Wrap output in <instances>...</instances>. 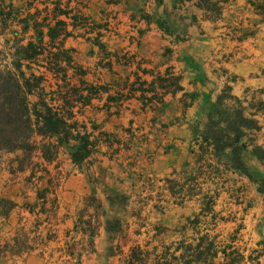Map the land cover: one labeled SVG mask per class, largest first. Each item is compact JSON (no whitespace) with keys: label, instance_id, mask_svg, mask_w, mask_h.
Here are the masks:
<instances>
[{"label":"crops","instance_id":"crops-1","mask_svg":"<svg viewBox=\"0 0 264 264\" xmlns=\"http://www.w3.org/2000/svg\"><path fill=\"white\" fill-rule=\"evenodd\" d=\"M50 3L0 0V48L13 55L17 48L38 47L39 53L25 61L29 75L24 79H42L28 102L41 96L73 124L67 148L82 137L92 148L83 161L86 169L72 163L62 147L49 161L39 151L41 164L55 168L56 177L59 171L65 176L57 189L56 241L118 243V237L107 242L102 217H96L95 227L85 226L83 216L97 212L87 201L95 198L103 205L112 188L144 197L143 180L152 177L163 185L153 194L165 208L152 213L153 223L168 229L169 238L140 241L130 249L127 263L134 264L136 251V264H234L227 254L231 251L240 255L241 264H264V0ZM7 9H22L26 24L19 33ZM83 19L87 24L79 26ZM0 69L14 70L11 62ZM226 87L254 124L237 140L243 172L225 166L211 145L192 146L194 129L208 121L211 103ZM146 100L155 103L149 107ZM50 138L38 145L54 146L59 137ZM221 152L231 154L230 149ZM209 218L212 237L201 232ZM228 236L234 239L223 248ZM35 251L21 252L30 253L23 264H55ZM66 258L57 263L90 264L98 255Z\"/></svg>","mask_w":264,"mask_h":264},{"label":"rangeland","instance_id":"rangeland-1","mask_svg":"<svg viewBox=\"0 0 264 264\" xmlns=\"http://www.w3.org/2000/svg\"><path fill=\"white\" fill-rule=\"evenodd\" d=\"M33 1H38V4L40 2H48L52 5L50 2L54 0ZM38 4L33 7L36 12L40 8ZM7 10L5 11V15L11 17V24H15V32L19 33L20 30L25 28L26 24L22 9L20 12L18 11L19 13ZM71 19L75 23V18L72 17ZM86 24L87 22L84 19L78 22L79 26ZM1 27H3V22L0 23ZM33 38H35L34 42L38 44L40 33H33ZM34 46L28 45L25 48L23 47L24 49L17 48L13 55L9 54L6 48H0V65H7L11 62L14 70L9 71L20 80L26 78L29 74L25 68V61L28 59L32 60V56L39 53L36 50L38 47ZM44 102L48 104V102ZM251 122V119L244 116L241 102L234 100L230 94L229 87H226L215 98L214 102L211 103L208 121L204 123L203 127L199 128L198 126L194 129L193 150L198 149L202 136L206 134L210 137L214 134H219V136H233L237 132L241 134L245 130L251 129L249 126ZM56 136L59 137L57 140L54 138ZM56 136H42L34 133L29 142L34 150L29 158H26L22 151L11 153L0 152V264H23L25 257L30 255V253L21 255V252L31 249L45 253L47 258L54 259L55 264H59L57 261L62 256L65 257L63 261H67L66 257L68 255L86 253L89 256L95 252L98 255V259L95 258L90 261V264H130V261L127 263L130 249L139 245L140 241L152 242L153 240H157V237L169 238V233L166 231L168 229L161 226L160 228L156 227L155 223H153L152 215V213L165 212L164 205L156 204L157 197L153 194L156 188L163 185L154 178L149 177L143 180L144 185H142V188L146 191H143L144 197L140 193L132 198L120 192H112L116 190V188H112L111 193L105 198L103 205L95 198L89 199L86 203L90 207H95V211L97 212L95 214L88 213L83 216L86 217L85 226H88L89 223L90 226L95 227L96 217H102L107 242L111 244L118 237V243L95 246L93 241L90 240L82 245L57 242L55 239L56 230L53 228V224L57 219L55 210L59 204L57 189L65 176L59 171L56 177L53 174L55 168L52 170L41 164L38 159L39 151L41 150L40 145H38L39 141L42 142L40 139L44 141L47 137L53 138L54 141L56 140V143L52 141L55 144L54 146L57 147L56 149L62 147L63 150L67 151L72 163L85 169L86 164L83 161L89 155L92 148L90 145H87L86 138H77V144L72 149L67 148L65 144L68 139H71L68 131H61L60 136L59 134ZM221 142H225L224 137ZM225 154L217 151L216 157L224 161L225 166L238 170L236 169L237 166L230 161L231 154ZM238 171L243 172V170ZM50 174L52 175L50 176ZM177 184L182 185L183 182L178 181ZM166 186L168 184H165ZM161 194L163 195V193ZM161 200L165 202V199L162 197H160ZM142 204H148L149 207L143 208ZM152 205L154 206L153 209ZM157 206L160 207L159 210H156ZM86 222L88 223L86 224ZM212 223L210 218L205 220L201 225V232L207 230L208 236L212 237L211 230L214 229L212 228ZM124 234H126V238ZM135 235L137 238H135ZM233 239L234 237L232 236L225 237L222 240L223 248L230 247ZM149 244L152 243L149 242ZM149 248H151V245H149ZM132 254V256H135L133 263L136 264L139 253L133 251ZM227 254L231 255L230 258L234 264L242 263L238 253L230 251ZM12 256L18 257L11 258ZM108 256H120L121 259L111 261L99 259ZM219 256L220 261L224 262L223 258L225 257L223 255Z\"/></svg>","mask_w":264,"mask_h":264},{"label":"trees","instance_id":"trees-1","mask_svg":"<svg viewBox=\"0 0 264 264\" xmlns=\"http://www.w3.org/2000/svg\"><path fill=\"white\" fill-rule=\"evenodd\" d=\"M0 15L4 14L0 13ZM52 33L53 30L49 29L48 35L51 36ZM53 59H56L55 55ZM41 80V77L33 75L28 79L20 80L9 70H0V152L22 151L26 158H29L34 150L29 144L34 133L56 136L61 131H69L73 126L67 124L65 119L53 111L44 99L40 98L41 96L34 104L28 102L27 95L38 88ZM249 126L253 128V122ZM242 136L243 133L239 132L233 136L214 134L210 137L206 134L202 136L199 146L204 143L211 145L215 155L217 151L230 149V161L237 166L236 169L244 170L240 159L241 147L237 142ZM223 137L225 142H221ZM86 143L89 145L87 140ZM55 151L56 147L51 144L41 146L44 161L51 160ZM207 249L212 251L213 245L208 243Z\"/></svg>","mask_w":264,"mask_h":264},{"label":"built area","instance_id":"built-area-1","mask_svg":"<svg viewBox=\"0 0 264 264\" xmlns=\"http://www.w3.org/2000/svg\"><path fill=\"white\" fill-rule=\"evenodd\" d=\"M155 102H153V101H150V100H146L145 101V104L147 105V106H151L152 104H154Z\"/></svg>","mask_w":264,"mask_h":264}]
</instances>
